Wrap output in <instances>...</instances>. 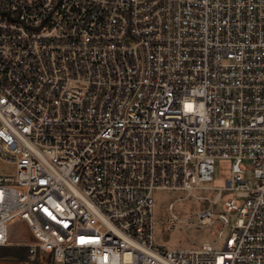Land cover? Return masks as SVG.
<instances>
[{
    "label": "built area",
    "instance_id": "built-area-1",
    "mask_svg": "<svg viewBox=\"0 0 264 264\" xmlns=\"http://www.w3.org/2000/svg\"><path fill=\"white\" fill-rule=\"evenodd\" d=\"M220 159L214 241L156 246L154 191ZM3 167L0 247L23 222L52 264H264V0H0Z\"/></svg>",
    "mask_w": 264,
    "mask_h": 264
},
{
    "label": "rangeland",
    "instance_id": "rangeland-1",
    "mask_svg": "<svg viewBox=\"0 0 264 264\" xmlns=\"http://www.w3.org/2000/svg\"><path fill=\"white\" fill-rule=\"evenodd\" d=\"M0 172L12 173L13 171L11 167H3ZM230 176L231 162L220 159L216 162L215 178L213 181L203 184V188L200 190L193 192L184 190L154 191L155 245L168 251H191L196 250L205 242H213L215 228L200 226L196 213L207 207L205 199L215 197L218 191L225 187ZM228 197L225 196L223 200ZM170 204L174 205V213L179 217L180 222L173 231L166 232L165 224L171 213ZM219 207L223 209V204L221 203ZM235 219L233 215L232 222ZM9 232L13 241L26 242L28 239L27 231L22 228L21 222L11 225Z\"/></svg>",
    "mask_w": 264,
    "mask_h": 264
},
{
    "label": "crops",
    "instance_id": "crops-1",
    "mask_svg": "<svg viewBox=\"0 0 264 264\" xmlns=\"http://www.w3.org/2000/svg\"><path fill=\"white\" fill-rule=\"evenodd\" d=\"M21 224L22 228L27 231V241H13L9 232V245L0 247V264H51L46 255L33 257L29 254L27 244L33 243L34 239L27 225L24 223L23 226V222Z\"/></svg>",
    "mask_w": 264,
    "mask_h": 264
}]
</instances>
